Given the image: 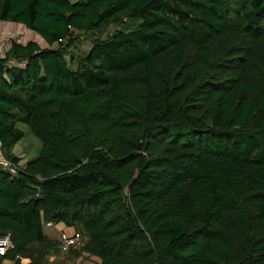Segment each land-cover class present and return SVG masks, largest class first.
Returning <instances> with one entry per match:
<instances>
[{
	"label": "trees",
	"instance_id": "16d2710c",
	"mask_svg": "<svg viewBox=\"0 0 264 264\" xmlns=\"http://www.w3.org/2000/svg\"><path fill=\"white\" fill-rule=\"evenodd\" d=\"M0 21L43 43L0 55V264H48L47 223L97 264H264V0H0Z\"/></svg>",
	"mask_w": 264,
	"mask_h": 264
},
{
	"label": "rangeland",
	"instance_id": "374dc122",
	"mask_svg": "<svg viewBox=\"0 0 264 264\" xmlns=\"http://www.w3.org/2000/svg\"><path fill=\"white\" fill-rule=\"evenodd\" d=\"M110 31V30H109ZM108 31V32H109ZM103 36V35H102ZM78 40H75L74 46L70 48L73 54L83 53L89 46V42L85 35L77 36ZM16 41L24 43L28 40L37 41L40 45H43L32 32L25 29L23 26L0 21V55L8 48L10 41ZM71 67L74 64L70 65ZM16 126L23 131L22 137L14 144L12 148L13 154L17 157L18 163L23 164L26 160L34 157L37 154L40 146L39 140L33 136L27 129V126L23 123L17 122ZM69 231L70 229L64 228L61 224L50 225L44 224L43 231L48 237L57 239L58 234L62 231ZM66 250H52L49 252L46 258L48 264H97V260L91 256L80 253L78 256H72L65 252ZM4 264H11L4 262Z\"/></svg>",
	"mask_w": 264,
	"mask_h": 264
},
{
	"label": "built area",
	"instance_id": "2783aa9c",
	"mask_svg": "<svg viewBox=\"0 0 264 264\" xmlns=\"http://www.w3.org/2000/svg\"><path fill=\"white\" fill-rule=\"evenodd\" d=\"M1 147V143H0ZM0 165L6 169L9 173H15L18 169L16 165L11 163L9 160H7L1 153L0 149ZM50 223H47V226H50ZM58 241H59V247L61 249L67 250V249H76L79 248L84 241L83 236L75 231V230H69V231H61L58 234ZM10 246V240L7 234L0 235V255L3 254L6 249Z\"/></svg>",
	"mask_w": 264,
	"mask_h": 264
}]
</instances>
